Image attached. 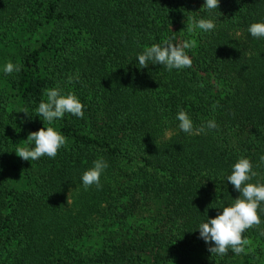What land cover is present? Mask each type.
Segmentation results:
<instances>
[{
    "label": "trees",
    "instance_id": "obj_1",
    "mask_svg": "<svg viewBox=\"0 0 264 264\" xmlns=\"http://www.w3.org/2000/svg\"><path fill=\"white\" fill-rule=\"evenodd\" d=\"M205 2L0 0V264H264V212L239 255L212 256L198 228L239 197L227 177L241 156L264 182V38L248 31L264 0ZM201 18L216 28L189 32ZM169 37L196 42L190 68L138 67ZM9 61L21 71L5 74ZM56 86L84 116L54 122L67 138L55 158L23 160ZM181 108L203 132L179 128ZM101 157L102 187L85 190Z\"/></svg>",
    "mask_w": 264,
    "mask_h": 264
},
{
    "label": "clouds",
    "instance_id": "obj_2",
    "mask_svg": "<svg viewBox=\"0 0 264 264\" xmlns=\"http://www.w3.org/2000/svg\"><path fill=\"white\" fill-rule=\"evenodd\" d=\"M220 7V0H206L201 9L206 8L209 13ZM198 28L203 32H210L216 28L214 19L201 18L193 25L187 24V29L192 32ZM248 31L255 38H264V21L252 23ZM175 37H169L160 43L145 46L138 54V67L141 69L151 64L162 65L169 71L173 69L190 68L192 58L188 54L189 49L196 46L194 40L173 42ZM22 66L7 62L3 71L5 74L20 72ZM69 77V83L72 82ZM46 99L41 100L36 109L44 121V127L38 131H32L27 137L28 145L17 147L15 152L23 160H38L43 156L55 158L58 150L67 144V138L54 126V122L62 119L66 113L83 118L84 105L78 96L72 92H63L60 86L45 90ZM27 113L26 111H23ZM179 128L188 134H199L204 131V126L194 129L190 115L181 108L177 113ZM208 129L218 127L216 121H207ZM34 144V146H32ZM264 161V156H261ZM108 167L107 162L101 157L93 162V166L82 175V182L85 190L95 185L98 189L102 187L100 180L103 172ZM254 165L249 157L241 156L233 165L231 174L227 177L236 191L240 193L238 198L229 206L223 207L218 215L208 218L206 222L199 224L200 237L210 246L208 251L216 256L227 255L229 249L239 255L245 252L250 241L244 237L247 229L261 224L259 212H264V182L259 180L252 182L257 176L253 170ZM69 202V201H68ZM264 234V232H262Z\"/></svg>",
    "mask_w": 264,
    "mask_h": 264
}]
</instances>
